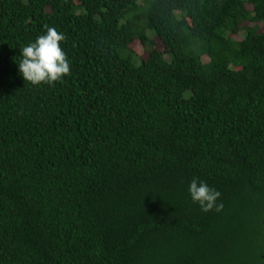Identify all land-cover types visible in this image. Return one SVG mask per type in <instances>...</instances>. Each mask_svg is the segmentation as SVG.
<instances>
[{"label": "trees", "instance_id": "1", "mask_svg": "<svg viewBox=\"0 0 264 264\" xmlns=\"http://www.w3.org/2000/svg\"><path fill=\"white\" fill-rule=\"evenodd\" d=\"M262 26L264 0H0V264H264ZM48 27L71 72L34 86Z\"/></svg>", "mask_w": 264, "mask_h": 264}, {"label": "clouds", "instance_id": "2", "mask_svg": "<svg viewBox=\"0 0 264 264\" xmlns=\"http://www.w3.org/2000/svg\"><path fill=\"white\" fill-rule=\"evenodd\" d=\"M65 36L54 27H48L46 34L40 35L21 49L22 59L18 63L23 79L34 85H52L70 75L71 65L62 49ZM189 195L193 203L205 212H222V193L205 181L193 179L189 185Z\"/></svg>", "mask_w": 264, "mask_h": 264}, {"label": "rangeland", "instance_id": "3", "mask_svg": "<svg viewBox=\"0 0 264 264\" xmlns=\"http://www.w3.org/2000/svg\"><path fill=\"white\" fill-rule=\"evenodd\" d=\"M247 25H250L249 23ZM254 24H252L253 26ZM264 29V26H262V30ZM261 30V31H262ZM236 39H238L239 41L242 40L241 36H235ZM158 43H159V47L161 50H163V45L161 43L160 40H158ZM134 50L135 52L139 55L140 58H145L147 59L148 58V55L146 54V51H145V47L144 45L140 42V41H136L135 44H134ZM205 61H208V59L206 58Z\"/></svg>", "mask_w": 264, "mask_h": 264}]
</instances>
